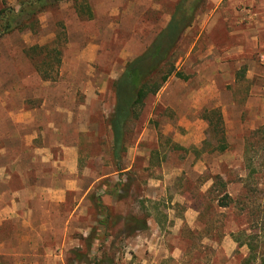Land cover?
<instances>
[{"label": "rangeland", "instance_id": "rangeland-1", "mask_svg": "<svg viewBox=\"0 0 264 264\" xmlns=\"http://www.w3.org/2000/svg\"><path fill=\"white\" fill-rule=\"evenodd\" d=\"M22 1L0 0V142H11L15 148L14 142H31L32 136H36L33 142L39 143L79 140L80 167L87 171L86 181L100 177L94 184V192L102 196V202L109 208L101 212L94 203L95 208L93 206L89 214L100 221L106 216L104 212L110 210V222L107 226L99 224L102 228L99 233L100 237L115 236V264H128L135 257L149 259L152 255L153 264H239L249 248L247 245L239 248L230 232L243 222L236 216L237 209L217 206L215 193L208 192L212 180L207 179L221 174L233 196L245 194L242 187L247 182L249 196L257 204H264V168L258 165L260 171L252 179L248 178L245 152L247 142H264V138L262 133L253 136L254 129L241 132L238 123L240 117L242 123L259 122L247 105L252 106L254 113L264 112V60L261 56L258 55L253 69L256 75L247 78L249 67L241 66L237 69V80L216 83L217 97L208 99L198 111L191 110L195 101L190 95L211 84L197 82L193 67L183 66L181 57L179 68L183 67L191 80L173 75L157 95L148 99L146 121L140 133L130 138L133 144L122 162L125 169L117 171L110 154L112 133L105 124V114L101 113L113 109V82L132 60H126L123 55L126 53L128 57L147 46L158 28L166 23L165 15L174 10L179 0H153L151 7L144 0H89L92 18L79 15L73 1L65 0L37 14V31L16 29L5 33L1 29L2 18L7 17L4 9L18 10ZM120 2H125L123 6L127 5L130 12L115 18L110 10ZM256 6L264 12V0H256ZM206 7L199 15L209 11V0ZM224 7L229 8V4L225 3ZM137 12L142 13L135 15ZM200 31L201 26L196 24L183 38L180 48L188 50ZM59 34L64 35L65 46L58 79L43 80L28 48L49 43ZM89 95L92 96L88 98ZM220 102L229 112L228 148L223 152L203 145L205 140L216 142L215 137H209L203 110L216 106L223 109ZM58 108H70L73 113L68 116ZM30 109L36 110L37 115L27 113ZM87 109L92 110V114H84ZM5 110H11L10 115H5ZM19 114L23 119L20 123L15 121ZM184 117L186 125L182 126L179 123ZM34 118L39 125L32 128ZM52 120L56 122L55 128L48 126ZM87 120L89 129L85 125ZM4 133L7 138L3 137ZM62 154L59 151L57 159H63ZM21 155V151L8 152L9 170H15L16 166L31 169V154ZM253 155L257 164L264 162L262 148L258 155ZM38 165V171L52 169L43 162ZM115 182H119L116 189ZM124 184L128 186L126 191ZM10 186L19 187V181L14 177ZM146 213L152 224L143 233L152 238V244L147 247L146 243L139 254L133 255L129 243L132 239L119 234L118 230L124 225L125 216ZM14 229L0 228V236ZM256 230L250 227L248 233ZM158 236L161 237L160 248L156 245ZM174 249L175 256L172 255ZM260 250L264 252V248ZM0 264L16 263L0 259Z\"/></svg>", "mask_w": 264, "mask_h": 264}, {"label": "crops", "instance_id": "crops-1", "mask_svg": "<svg viewBox=\"0 0 264 264\" xmlns=\"http://www.w3.org/2000/svg\"><path fill=\"white\" fill-rule=\"evenodd\" d=\"M144 1H147L151 7L153 0ZM248 1L250 0H209V11L197 16V20L199 18L197 25L201 26L200 34L181 61L183 66L193 67L192 73L198 75L197 82L211 85L190 95V98L195 101L191 110L198 111L208 99L217 97L216 83L229 82L230 79L232 82L236 81L237 69L243 65L249 67L246 76L250 79L254 76L253 69L257 66L258 55L264 60V12L256 9V0ZM225 3L229 4V8L224 7ZM124 4L125 2L115 3V9H111L110 14L115 13V18L121 14L125 16L130 11L127 5L123 6ZM141 13L137 12L135 15ZM169 17L170 13H167L166 23ZM194 26L189 28L185 35ZM161 27L162 25L158 30ZM145 48L146 46L137 53H131L128 57L125 53L123 57L126 60L133 59ZM187 79L191 80V77L188 76ZM91 96L89 95L88 98ZM219 105H222L223 109L220 106L216 107L221 109L228 127L229 112L223 103L220 102ZM247 107L250 109V114L252 112L259 122L248 124L246 120L242 123V117L239 116L238 123H240L241 132L248 128L256 129L264 126V112L254 113L251 105ZM60 110L68 116L73 113L70 108ZM35 111L30 109L27 113L34 112L37 115ZM111 111L104 110L101 114L107 117ZM10 113L11 110L4 112L5 115H10ZM47 113L49 114L50 111L48 110ZM84 114H92V110L87 109ZM20 115L22 114L15 119L18 123L23 121ZM52 122L49 121L48 126L55 128L56 122ZM185 122L184 117L179 124L184 126ZM38 125V120L34 118L32 128ZM85 125L86 128L88 125L89 129L90 122L85 121ZM3 137L7 138L6 133ZM35 137H31V142L28 140L27 142L22 140V142H14L15 148L12 147L11 142H0V228L4 229L9 226L14 229L15 227L7 235L0 236V259L13 261L16 264H69L68 260L75 256V252L85 253L87 251L85 239L93 229H96L97 238L93 240L91 254L101 258L111 253L110 257L115 260V236L100 237L99 231L101 232L102 228L99 224L105 226L104 221H99L98 218L93 219L89 214V210L94 206V184L101 179L99 177L100 180L95 179L87 183V171L80 167L81 143L79 140L39 143L33 142ZM12 150L21 151V156L26 155L27 152L31 154L30 170H23L21 166H16L15 170H9L8 152ZM24 151H26L25 154H23ZM59 151L63 153V159H57L56 154ZM39 162L46 163L52 169L38 171ZM14 177L19 181L17 188L10 186ZM151 224L149 221V226ZM128 238L132 239L129 243L132 245L133 255L139 254V249L146 247V243H148L147 247L152 244V238L143 232ZM160 238L158 236L156 242L159 248L162 246ZM105 248H107L106 251H104ZM150 249L151 253L155 252L154 248ZM174 253L175 249L173 256H175ZM149 257V259L142 258L141 260L135 257L128 264H148V262L153 264L154 259L150 262L153 255Z\"/></svg>", "mask_w": 264, "mask_h": 264}, {"label": "trees", "instance_id": "trees-1", "mask_svg": "<svg viewBox=\"0 0 264 264\" xmlns=\"http://www.w3.org/2000/svg\"><path fill=\"white\" fill-rule=\"evenodd\" d=\"M62 1L65 0H23L18 10L5 8L3 12L4 14L6 12L7 17L2 18L1 29L5 33L16 29L37 31L39 27L37 14L59 6ZM72 1L79 15H84L86 18L93 17L89 0ZM206 3L207 0H179L176 2L167 23L154 35L142 53L127 62L124 71L113 82L115 102L112 111L105 119V124L112 133L110 154L116 164L117 171L125 169L122 162L129 147L133 144L130 142V138L140 133L139 131L146 121L145 111L148 99L157 95L171 76L175 75L187 79L188 76L178 65L179 59L184 57L187 51V49L180 48V43L186 36L187 30L197 24V16L206 10ZM61 37H63L62 40ZM63 40L64 35L59 34L49 43L28 48V52L35 60L36 69L43 80L56 81L58 79L65 46ZM202 117L208 121L209 137L216 138V142L205 140L203 145H211L213 150L219 152L227 150L226 124L221 109L219 107L205 108ZM260 133L264 138V126L251 131L253 136ZM261 148L264 150V142H247L246 144V168L250 179L260 171L258 165L264 168V162L257 164L253 157L255 156L253 154L258 155ZM207 180H212L208 192L215 193L214 199L217 206L231 210L237 209L236 216L243 222L239 224L236 230L230 232L239 248L244 245L249 248L248 254L241 258L239 264H264V252L260 250V248H264V204H257L254 198L249 196L248 191L250 189L247 182L242 187L245 194L233 196L227 190L228 182L221 174L211 175ZM118 183L115 182V189L119 185ZM123 188L126 191L127 184H124ZM93 203H96V207L101 212L103 209H109L102 202V196L95 194V192L93 193ZM108 211L104 212L106 216L102 219L105 226L110 222ZM149 217V213L143 216H125L122 218L124 225L118 230V233L125 235V237H131L139 232H144L149 228ZM250 227L257 230L248 233ZM95 235H97V230L93 229L88 238L85 239L87 251L85 253L75 252V256L68 260L69 264L75 262L113 264L115 262L110 256L103 255L98 258L91 254L93 240L97 238Z\"/></svg>", "mask_w": 264, "mask_h": 264}]
</instances>
